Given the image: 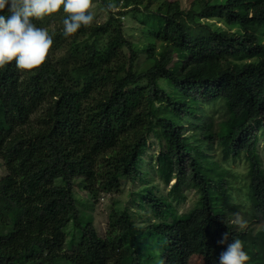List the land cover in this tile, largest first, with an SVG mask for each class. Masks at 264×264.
<instances>
[{
	"label": "trees",
	"instance_id": "16d2710c",
	"mask_svg": "<svg viewBox=\"0 0 264 264\" xmlns=\"http://www.w3.org/2000/svg\"><path fill=\"white\" fill-rule=\"evenodd\" d=\"M116 1L105 23L81 25L70 40L61 7L45 62L31 71L15 61L0 68V156L7 171L0 179V264H110L126 238L132 264H190L194 255L220 264L233 237L249 256L246 264H264V231L251 225L264 222L257 155L264 137V0H192L188 9L166 1L155 10L154 0ZM122 5L150 18V38L139 50L117 18L123 13H112ZM7 9L0 15L7 17ZM207 11L235 30L210 23ZM32 23L44 29V17ZM120 52L126 66L113 64ZM143 54L147 65L138 70ZM218 104L224 113L215 122L210 109ZM151 139L162 183H175L166 196L149 186L139 192L143 224L125 209L99 235L93 222L83 223L77 181L105 195L120 193L122 178L149 183ZM217 148L223 161L248 162L251 213L234 202L231 171L209 154ZM183 187L198 200L178 214L172 202ZM241 213L244 221L235 223ZM69 225L79 235L72 250ZM224 232L229 240L218 244Z\"/></svg>",
	"mask_w": 264,
	"mask_h": 264
},
{
	"label": "rangeland",
	"instance_id": "374dc122",
	"mask_svg": "<svg viewBox=\"0 0 264 264\" xmlns=\"http://www.w3.org/2000/svg\"><path fill=\"white\" fill-rule=\"evenodd\" d=\"M111 6H115L116 0H106ZM168 1H177L180 3L182 8H189L192 0H154L152 5V9L158 8L161 4ZM146 2L141 6L144 7ZM107 3H104L102 0H95L92 3V7L90 9V13L93 15V21L91 22L92 25L103 24L105 23L111 13L109 10V6ZM120 7V6H119ZM121 11L123 14L121 16H117L120 18L123 30L125 35L129 41H131L136 50H139L143 44H145L149 38V26H150V18L149 16H145L142 12L133 11L132 8L125 9L123 5L121 8H114L112 13L117 14L118 11ZM133 11V12H131ZM212 11H207V13L203 14V18L211 19L212 15L210 14ZM57 13V12H56ZM125 13V14H124ZM55 13L45 16L43 27L46 31H48L49 35L52 32L56 31V28L59 26L58 22L54 19ZM210 23L217 24L218 26L228 29V30H235V28H229L224 25L222 22L219 21H210ZM73 35L69 36V39H72ZM78 39L81 41L82 36L79 35ZM87 39V38H84ZM67 40V41H68ZM109 37L105 36L99 40V48L102 49L105 44L108 42ZM264 40V38H263ZM90 41V40H89ZM161 47L159 43H157L158 50ZM62 52V50H61ZM114 63L121 64V66H126V55L123 52L118 53V55L112 58ZM146 58L145 55H141L140 60L137 63L138 70L143 69L146 67ZM116 69H113V74H115ZM115 77H119L118 74ZM99 91H104V89H100ZM99 91H95L93 97ZM89 101V98H88ZM214 121L218 122L221 118L222 114L224 113L222 109V105L218 104L217 106L210 109ZM213 128L217 130V123L214 124ZM150 148L148 150L147 160L149 158H153L152 167L145 168V172H147L149 176V183H143L140 180L136 181L135 183L131 182L127 178L121 179V191L120 193H112V194H101L100 191L98 192L97 189L94 190L93 187L89 189V187H84L80 184V180L77 181L75 185V197L78 200V207L79 211L82 216L83 223H91L93 222L97 232L101 236H105L109 230V219L113 214H119L125 209H128L130 214L133 215L134 219L137 220V224H143V204L142 198L140 197V191L143 190L145 186H149L150 188L154 187V192L157 195L166 196L170 190V187L175 180H172L169 185H164L162 183V179L160 175L157 173V164H156V154L159 152V147L157 146L154 139L150 140ZM154 142V143H153ZM215 159L219 160V162L227 167L232 175L229 179L230 185L232 187L231 193L233 196V200L235 203L241 206V211L245 214L251 213V199H250V191H249V179H248V162L244 159L241 160H228L223 161L221 160V153L220 150L217 148L214 152H210ZM257 155L258 160L261 166V169L264 173V137H260L258 148H257ZM7 173L5 165L3 164V160L0 156V179ZM61 181H58L57 184H60ZM140 192V193H139ZM182 196L180 199L173 200V207L176 209L178 214H186L190 212L197 203L198 194L194 190L186 189L185 187L182 188ZM243 213L239 215V222H243ZM246 217L249 218L247 215ZM235 223L236 216H235ZM255 230H262L264 231V222L261 220L256 221L255 223L251 224ZM67 234V243L66 249L72 250L77 243L78 234L75 228L72 225H69L66 229ZM137 235V232L134 233ZM138 236V235H137ZM125 246L123 247L122 251L119 252V258L110 264H132L133 258L129 254V246L127 243L129 239H125ZM62 264H68L67 262H63ZM190 264H204V260L202 256L194 255L191 260Z\"/></svg>",
	"mask_w": 264,
	"mask_h": 264
},
{
	"label": "clouds",
	"instance_id": "9594fccd",
	"mask_svg": "<svg viewBox=\"0 0 264 264\" xmlns=\"http://www.w3.org/2000/svg\"><path fill=\"white\" fill-rule=\"evenodd\" d=\"M6 5L10 14L0 15V68L15 61L18 69L31 71L45 62L53 40L46 30L34 26L33 18L42 19L63 7L68 14L63 21L66 36L93 21L92 0H0V11ZM236 222H239L238 214ZM230 235V232L222 233L217 243L226 244ZM248 260L241 241L234 237L219 255L220 264H246Z\"/></svg>",
	"mask_w": 264,
	"mask_h": 264
}]
</instances>
